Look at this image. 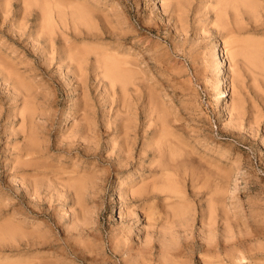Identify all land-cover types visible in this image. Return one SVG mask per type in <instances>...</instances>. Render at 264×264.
Wrapping results in <instances>:
<instances>
[{
  "label": "rangeland",
  "instance_id": "obj_1",
  "mask_svg": "<svg viewBox=\"0 0 264 264\" xmlns=\"http://www.w3.org/2000/svg\"><path fill=\"white\" fill-rule=\"evenodd\" d=\"M27 1L0 0V59L20 73L33 100L31 127L41 152L29 167L15 158L27 133L17 114L23 101L21 95L8 97L11 89L0 79V223L24 234L11 244L0 240V264H264V55L257 70L230 42L249 37L264 43V0H251L259 6L256 12L240 9L237 22L222 0H179V5L164 0L165 7L162 0H76L90 6L93 28L85 32L76 22L73 30L67 15L63 28L54 23L59 27L49 41L51 33L41 29L42 11L53 0ZM236 28L243 30L233 33ZM108 47L134 63L127 68L136 76L125 90L119 83L111 86L93 66L90 51L108 53ZM67 48L69 53L92 48L88 58L87 51H72L84 56L80 70L74 59L64 60L66 66L58 61ZM221 78L230 115L216 101ZM29 102L24 104L30 107ZM80 126L86 135L79 138L74 129ZM163 166L179 181L180 203L186 206L172 194L144 206L119 197L121 189L159 178ZM72 170L97 183L92 189L97 195L83 191L85 207L72 202L71 190L65 192ZM189 172L195 176L191 183ZM177 203L189 207L187 215L170 223ZM140 207H154L162 216L146 218L148 223Z\"/></svg>",
  "mask_w": 264,
  "mask_h": 264
},
{
  "label": "bare ground",
  "instance_id": "obj_2",
  "mask_svg": "<svg viewBox=\"0 0 264 264\" xmlns=\"http://www.w3.org/2000/svg\"><path fill=\"white\" fill-rule=\"evenodd\" d=\"M40 1V0H39ZM42 1V0H41ZM63 1L66 3V2H68L67 4H64L63 3ZM53 0V6H52V8H50V7H45V5L46 4H48V3H43L44 4V8H47V9H45V11L43 10L42 11V18L44 19L42 22V26L44 27H42L41 29L43 30L44 29V31H46V32H52V30H55V29H57L56 27H59V26H56L55 27V24H57V23H59V25L61 24V25H64V23L66 22V20H67V18H65L67 15H68V18H70L71 19V22H72V26H73V30L75 29V27H77L78 28V26H76L75 24H76V22H77V25H81V23L84 25V27L85 28H87L86 30H84L85 32H87V30H91L93 27H92V22L93 21H91L92 19H91V16H92V13H90L89 12V10H91V9H89V7L88 6H86L85 4H87V3H85V4H83V3H80V1H74L73 0V2L70 0V3H69V1L67 0V1H65V0ZM166 1V0H165ZM164 0H162V6L164 5V4H166V3H164L165 2ZM170 1H172V0H170ZM181 1V0H180ZM220 1V0H219ZM27 2H29V0L27 1ZM33 2H35V0L33 1ZM43 2H44V0H43ZM46 2H48V1H46ZM167 2V1H166ZM175 2V3H174ZM174 2H168V3H174V4H176V5H179L180 3H179V0H178V2H177V0H174ZM177 2V3H176ZM184 2V1H183ZM218 2V1H217ZM221 2V1H220ZM219 2V3H220ZM164 3V4H163ZM218 3V4H219ZM225 3V4H224ZM253 3H255V2H251V0L249 1V0H222V5L223 6H225L226 5V7L227 8H231L232 10H233V12H234V19L236 18V16L238 15L237 13H238V11L240 10V9H243L244 11H246L247 13H248V10H249V13H250V11H253V10H255V12H256V10H257V6H258V4H253ZM34 4V3H33ZM36 4V3H35ZM34 4V5H35ZM39 4V3H38ZM221 4H219V6L221 5ZM52 5V4H51ZM168 5V4H167ZM184 5V4H183ZM227 5H229V7L227 6ZM40 6V5H39ZM47 6V5H46ZM48 6H49V4H48ZM62 6V7H61ZM166 6V5H165ZM165 6H163V7H165ZM173 6H175V5H173ZM223 6H220V7H223ZM259 7V6H258ZM43 8V7H42ZM53 11V13L51 12V10ZM249 8V9H248ZM163 9V8H162ZM224 9H225V7H224ZM47 10V11H46ZM50 10V11H49ZM95 10V9H94ZM174 10H175V8H174ZM221 11V10H220ZM44 12V13H43ZM222 12H223V9H222ZM225 12V11H224ZM241 13V12H240ZM252 13H254V11L252 12ZM251 13V14H252ZM176 14V13H175ZM222 14H224V13H222ZM221 14V15H222ZM40 15V14H39ZM38 15V16H39ZM176 16V15H175ZM223 17H224V15H222ZM232 17V16H231ZM41 18V19H42ZM66 19V20H65ZM91 19V20H90ZM103 19V18H102ZM236 19H240L239 17L238 18H236ZM236 19H235V21H236ZM65 20V21H64ZM69 20V19H68ZM104 21V20H103ZM177 21V20H176ZM235 21H233V23H234V25L236 24V22ZM239 22V21H238ZM39 23V22H38ZM55 23V24H54ZM79 23V24H78ZM232 23V24H233ZM240 23V22H239ZM44 24V25H43ZM66 24H68L67 22H66ZM66 24H65V26H66ZM227 24V23H226ZM58 25V24H57ZM61 25H60V27H61ZM82 25V26H83ZM107 25V24H106ZM234 25H233V27H234ZM238 25V24H237ZM237 25H235V27L237 26ZM241 26H243V25H241ZM241 26H239L238 25V27H241ZM107 27V26H106ZM45 28H47L46 30H45ZM53 28H55V29H53ZM61 28H63V26L61 27ZM66 28V27H65ZM80 28V27H79ZM85 28H83V29H85ZM90 28V29H89ZM108 28V27H107ZM243 28V27H242ZM60 29V28H59ZM110 29V28H109ZM240 29V30H239ZM238 29V31H242L241 30V28H239ZM41 30V31H42ZM48 30V31H47ZM234 30V29H233ZM237 30V28L235 29V31L233 32V33H237L238 31H236ZM55 31H57V30H55ZM55 31H53V33H51V34H47L48 35V38H47V35H46V33H44V35H46V37L45 38H43L44 40L47 38V40L48 39H50L49 37H51L53 34H54V32ZM109 31H111V30H109ZM118 32V31H117ZM230 34L229 35H232V33L231 32H229ZM88 34V33H87ZM238 34H240V33H238ZM249 37H247V39H235V38H230L231 39V41H230V39L229 40H227V43H228V48H229V42L228 41H230L231 43H233V45L234 46H236V48H233V46H232V44H231V46H230V48L232 49V50H234V53H236V54H238V55H243V57L246 59V61L248 62V64L250 65V66H252L253 68H256L257 70L258 69H260V67L261 66H263L262 65V58H263V55H264V43H263V41L262 42H260V41H255V40H250V39H248ZM47 40L45 41V42H47ZM49 41V40H48ZM51 41V40H50ZM226 42V41H225ZM224 42V43H225ZM44 43V42H43ZM48 43V42H47ZM224 45V44H223ZM69 46V45H68ZM67 46V47H68ZM226 46V47H227ZM66 46H63L62 48H65ZM69 47H71V46H69ZM118 47V46H117ZM72 48V47H71ZM74 48V47H73ZM109 48V47H108ZM107 48V49H108ZM50 49V48H49ZM66 49V48H65ZM69 48H67V50H68ZM90 50H92V48H89ZM88 49V50H89ZM110 50L112 49V47H110L109 48ZM214 49H217V51H219V49L218 48H216V46L214 47ZM64 50V49H63ZM63 50H61L62 52H63ZM67 50H65L64 51V53H65V55H64V53H62L64 56L63 57H61L60 59L58 58V61H62V62H64V60H68L67 62L69 63V61L70 62H73V59H74V63L75 62H77L78 63V66H79V68H77V70L79 69L80 70V63L82 62V60L84 61L85 59H84V56H86L87 54H89L90 52H92L93 54H95V56H94V60H93V66H94V63H95V65L96 66H94L95 68H96V70L95 71H98V70H100L99 68H101L102 70H101V73H103V75L105 76V78H106V80L107 79H109L108 81H110L111 82V84H109V85H111V86H114V84H118V85H121L122 87L125 85V83H126V81L127 82H130L131 83V78L133 77V76H136V75H134L135 74V71L136 70H133V69H130L129 70V68H131V67H129V68H127L128 67V65H131L133 62L131 61V63H130V60L129 59H131V58H125V57H123V58H121L120 57V55L118 54V52L116 51H113L114 49H112V51H111V53H110V50H108V53H107V51H104V50H102L103 52L101 53V54H99L101 51V49H98L97 50V48L96 49H93L92 51H90V52H88V50L87 49H85V50H81L83 53L85 52V51H87V53L84 55V56H81L82 54H79V53H76L75 51H77L78 49H73V50H75L74 52L76 53V54H74V52H72L71 51V53H69L70 52V50H68V52H66ZM94 50H95V52H94ZM100 51L99 53H96L97 51ZM79 51H80V49H79ZM79 51H77V52H79ZM81 51H80V53H81ZM113 52V53H112ZM115 52V53H114ZM233 52V51H232ZM120 53V52H119ZM72 54V55H71ZM80 55V56H79ZM87 57V56H86ZM88 57H89V55H88ZM87 57V58H88ZM127 57V56H126ZM128 57H130V56H128ZM75 58H77L76 60H75ZM3 59H0V61H2ZM129 60V61H128ZM132 60V59H131ZM3 62V61H2ZM2 62L0 63V77H2V78H0V79H3L2 81H3V85H4V83H6V85L8 84V86L10 87L9 89H11V90H9L10 92H11V94H7L8 95V97H10V98H13V99H16L15 97H17L18 95H21V99H22V101H23V103L21 104V109H19L20 111V113H18L17 112V114H19V115H21L20 116V119H21V121H20V124H21V126H23V124L24 123H26V132L27 133H25V135H23V136H25V137H23V138H25V143H23V145L21 146V147H17V151H18V157H16V155H15V158L18 160V159H20L21 157H22V159H20V161L21 160H23L22 162H20L21 164L22 163H24V164H27V166H28V164L30 163V161H32L31 159H33V157H35L34 155H36V154H38L39 152H41V151H39L38 149H37V146L39 147V145H37L38 144V142L36 141L37 139L35 138L34 139V136L35 135H33L34 134V131H32V127H31V125H33V123L35 122H32V119H33V117L35 116V114H33V113H36V111L34 112V104L32 103L33 102V100L32 101H30V97L28 96V93L26 92L27 91V88L25 89L24 87H23V85H22V83H23V81H21V80H19V78H21V76H19L20 75V73H19V75L18 74H16V72H14V71H17V70H15L14 69V67L12 68V66H11V68H9L7 65H9V64H7V62L6 61H4L3 63H5L6 62V64H2ZM61 62V63H62ZM67 62L65 63L64 62V64H65V66H66V64H67ZM60 63V62H59ZM73 63V64H74ZM76 63V64H77ZM83 63V62H82ZM81 63V64H82ZM263 63H264V61H263ZM71 65H72V63H70ZM75 64V65H76ZM134 64V63H133ZM132 64V68H133V65ZM69 65V64H68ZM71 65H69V66H71ZM10 66V65H9ZM77 66V65H76ZM68 67V66H67ZM94 68V69H95ZM261 68H263V67H261ZM13 69V70H12ZM67 69V68H66ZM76 70V71H77ZM264 70V69H263ZM133 71H134V74H133ZM261 72H263V71H261ZM18 73V72H17ZM77 73H78V71H77ZM97 74H99V73H97ZM249 74V73H248ZM252 74V73H251ZM102 75V76H103ZM101 76V77H102ZM104 76L102 77V78H104ZM239 76V75H238ZM83 77V76H82ZM77 78H79V77H77ZM104 78V79H105ZM251 78V77H250ZM135 79V78H134ZM79 80V79H78ZM133 80V79H132ZM1 81V82H2ZM115 82V83H114ZM2 84V83H1ZM123 84V85H122ZM219 85H220V89L217 91V93H216V101L219 103V105L222 107V109L225 111V113H226V115L228 114V115H230V109H229V106H227V92H226V89H225V87L223 86V81H222V78L219 80ZM26 86V85H25ZM120 86V87H121ZM125 86H127V84L125 85ZM124 86V87H125ZM7 87V86H6ZM119 87V86H118ZM120 87H119V89H120ZM121 87V88H122ZM123 87V88H124ZM32 88V87H31ZM123 88L122 89H120L121 91H124L125 90V88H124V90H123ZM29 89V88H28ZM24 91L26 92V93H24ZM30 91V90H29ZM28 91V92H29ZM9 93V92H8ZM30 93V92H29ZM36 93V92H35ZM130 93V92H129ZM122 94H123V92H122ZM147 94V93H146ZM32 96V95H31ZM20 97V96H19ZM33 97H31V99H32ZM122 98V97H121ZM26 100L29 102H31L32 104H30V107L29 106H27V105H25L24 103H26ZM25 101V102H24ZM29 102V103H30ZM29 103H28V105H29ZM24 104V105H23ZM148 104V103H147ZM20 105V104H19ZM32 105V106H31ZM236 105V104H235ZM239 106H240V104H238ZM20 108V107H19ZM236 108H237V106H236ZM235 108V109H236ZM241 110V109H240ZM18 111V110H17ZM162 111V110H161ZM15 112H16V110H15ZM13 114H14V112H13ZM18 115V116H19ZM34 115V116H33ZM15 117V116H14ZM35 124V123H34ZM161 125H163V124H161ZM25 126V125H24ZM34 126V128H35V125H33ZM76 127V126H75ZM82 127V128H81ZM85 127V126H84ZM86 129V128H85ZM23 129H21V131H22ZM25 130V129H24ZM24 130L22 131V132H24ZM76 130V131H75ZM74 131H75V134L78 136H82L83 137V135H86V131H84V128H83V126H80V128H75L74 129ZM69 132V131H68ZM36 133V132H35ZM71 133V132H70ZM85 133V134H84ZM76 135H75V137H76ZM78 136V137H79ZM73 137V136H72ZM75 137H73V138H75ZM170 137V136H169ZM80 138V137H79ZM82 139V138H81ZM123 140V139H122ZM157 140H159V139H157ZM162 141V140H161ZM158 142H160V141H158ZM167 142V141H166ZM165 142V143H166ZM154 143H156V146H157V142H154ZM161 143V142H160ZM165 143H163V145L165 144ZM123 144V143H122ZM167 144V143H166ZM165 144V145H166ZM68 145H69V143H68ZM70 145H71V143H70ZM159 145V144H158ZM162 146V143L160 144V150H161V148H162V151H163V147H165V146H163V147H161ZM220 146V145H219ZM72 147V146H71ZM171 147V149H172V146H170ZM176 147V146H175ZM124 149V148H123ZM157 149V148H156ZM166 149H167V145H166ZM168 149H169V144H168ZM170 149V150H171ZM174 149V148H173ZM42 150V149H41ZM170 150H169V152H170ZM121 151V150H120ZM156 151H158V150H156ZM168 151V150H167ZM189 151V150H188ZM159 152V151H158ZM157 152V153H158ZM124 153V152H123ZM163 153V152H162ZM162 153H161V151H160V154L162 155ZM166 153H168V152H166ZM191 153V152H190ZM197 153V152H196ZM172 156L175 154H173V150H171V153H170ZM169 153H168V160L170 161V158L172 157H170L169 158V155H170ZM38 155H40V154H38ZM42 155V154H41ZM179 155V154H178ZM175 156H177V155H175ZM23 157H26L25 159H23ZM141 157V156H140ZM37 158V157H36ZM165 158H167V156L165 157ZM173 158L175 159L176 157H174L173 156ZM27 159H28V161H27ZM34 160V159H33ZM176 160V159H175ZM175 160H172L171 159V161H174L175 162ZM19 161V160H18ZM34 161H37V159L36 160H34ZM33 161V162H34ZM42 161V160H41ZM239 161V160H238ZM166 161H164V163H165ZM32 163V162H31ZM30 163V164H31ZM36 163V162H35ZM166 163H168V162H166ZM23 164V166H24V168H25V166L26 165H24ZM161 165V164H160ZM162 165H164V164H162ZM166 165V167H167V164H165ZM175 166H176V164H174ZM26 166V167H27ZM30 166H33V165H30ZM169 166H172V164L171 165H169L168 164V167ZM207 166V165H206ZM29 167V166H28ZM35 168L37 167V166H34ZM166 167H159L160 168V177L158 178L157 176H156V178L154 179V180H150V182H149V184H147V182H145V183H142L141 185H139L137 188L138 189H136L135 188V190H132L131 188V190L129 191H124V190H120V192H118V195H119V197L120 196H122V195H128V198L130 199V200H134V201H137L138 202V204H140V205H143L144 206V203H145V201L147 202H150L149 200H151V201H156V200H158L160 197H159V195L161 194V195H164V194H168V195H171V196H173V197H175V198H177V200H176V202H178V203H180L181 201H182V199H183V197L181 196V192H180V190H179V188H180V186H179V188H177V186H178V184H177V182H179L178 180L176 181V177H175V179H174V177H172L173 175H174V173L172 172H169V169H167ZM178 167V165L175 167V169H178L177 168ZM56 169V168H55ZM173 169V167L170 169V170H172ZM218 169V168H217ZM216 169V172L218 171V172H220L219 171V169L217 170ZM221 169V168H220ZM226 169V168H225ZM225 169H224V171H225ZM62 170V169H61ZM174 170V169H173ZM206 170V169H205ZM222 172H223V168H222V170H221ZM71 172V176L69 177V179H68V177H67V179L69 180H67L69 183H68V185H66L67 187H66V190H65V192L67 191V188H68V190H71L72 191V194L74 195L73 197H72V199H73V201L72 202H74V204H76V205H79V207H82V206H84V205H82L83 203H82V195L84 194L83 193V191L84 190H88V191H91L90 193H91V195L92 196H94V195H97V194H94L95 192H93L92 191V189L93 190H95V187H96V185H97V183L95 184L94 182H93V180L92 179H89L90 177H85V176H83L82 174L80 175V174H78L77 172H75L74 170H72V171H70ZM72 172L74 173L73 175H72ZM117 172V171H116ZM174 172H176L177 173V170H175ZM191 172H193V171H191ZM191 172H189V174L191 173ZM195 172V171H194ZM218 172H217V174H218ZM227 172H228V170H227ZM80 173V172H79ZM118 173V172H117ZM205 173V172H204ZM215 173V172H214ZM230 173V172H229ZM228 173V174H229ZM36 174V173H35ZM41 174V173H40ZM69 174V173H68ZM158 174H159V172H158ZM172 174V175H171ZM217 174H216V176H217ZM221 174H225V175H221ZM42 175V174H41ZM176 175V174H175ZM220 175H221V177H224L225 178V180L226 179H229V178H226V175H227V173H221L220 172ZM97 176V175H96ZM206 176V175H205ZM211 176H213V175H211ZM99 177V176H98ZM190 177V183L191 182H193L194 180H195V176H194V173H191V175L189 176ZM196 177H197V174H196ZM210 177V175L208 176V177H206L205 178V180L207 179V178H209ZM214 177V176H213ZM227 177H229V175L227 176ZM158 178V179H157ZM21 179V178H20ZM94 179V178H93ZM126 179V178H125ZM40 180V179H39ZM90 180H92V182L93 183H91V181ZM128 179H126V181H127ZM148 180V181H149ZM205 180H204V182H205ZM120 181V180H119ZM124 181V180H123ZM123 181L121 180L120 182H119V184L118 185H120V186H122L121 184L123 183ZM130 181V180H129ZM188 181H189V179H188ZM207 181V180H206ZM209 181H210V179H209ZM34 182V181H33ZM61 182V181H60ZM143 182V181H142ZM227 182H228V180H227ZM227 182H226V184H227ZM31 183H32V181H31ZM61 183H63V182H61ZM207 183V182H206ZM210 183H212V180H211V182ZM213 183H214V180H213ZM212 183V184H213ZM101 184V183H100ZM124 184V183H123ZM193 184V183H192ZM191 184V185H192ZM216 184H217V182H216ZM132 185V184H131ZM135 185V184H134ZM177 185V186H176ZM210 185V184H209ZM48 186H49V184H48ZM99 186V185H98ZM119 186V187H120ZM193 186V185H192ZM192 186H190L191 188H192ZM214 186V185H213ZM212 186V187H213ZM216 186V185H215ZM215 186H214V188H215ZM217 186H219V185H217ZM217 186H216V188H217ZM224 186V188H221V186L219 187V188H221V189H225L226 188V186H225V184L223 185ZM34 187H36V185L34 186ZM128 187V186H127ZM131 187V186H130ZM194 187V186H193ZM196 187H197V185H196ZM126 188V187H125ZM129 188V187H128ZM127 188V189H128ZM216 188L215 189H212V190H214L213 192H215V190H216ZM126 189V190H127ZM209 189H210V186H209ZM194 190H195V187H194ZM193 190V191H194ZM211 190V191H212ZM220 189H218V190H216V191H219ZM68 192V191H67ZM66 192V193H67ZM84 192H86V191H84ZM69 193V192H68ZM96 193H97V191H96ZM164 193V194H163ZM183 193V192H182ZM216 193V192H215ZM219 193H220V191H219ZM70 195H71V193H69ZM214 194V193H213ZM217 194H218V192H217ZM69 195V196H70ZM168 195H164V196H168ZM124 196V197H125ZM184 196V195H183ZM216 196V195H215ZM97 197V196H96ZM185 197V196H184ZM91 198V197H90ZM93 199H94V197H92ZM91 198V199H92ZM122 198H123V196H122ZM167 198V197H166ZM172 198V197H171ZM171 198H169V200H171ZM71 199V198H70ZM163 199V198H162ZM165 199V198H164ZM186 199V198H185ZM125 200V199H124ZM128 200V199H127ZM168 200V199H167ZM85 201V200H84ZM129 201V200H128ZM163 202V201H162ZM173 202V201H172ZM183 202H184V200H183ZM187 202V201H186ZM186 202H184V204H182V203H180L182 206L184 205V206H186L185 204H186ZM82 203V204H81ZM156 203V202H155ZM155 203L153 202V204H154V206H156L155 205ZM164 203V202H163ZM175 203V202H174ZM177 203V204H178ZM214 203V202H213ZM136 204V203H135ZM134 204V205H135ZM153 204L151 203L150 204V207L151 206H153ZM177 204L175 205V206H177ZM208 204H210V203H208ZM181 205H179L178 204V206L179 207H175V208H171L170 210H172L171 211V213H170V219H171V222L170 223H172V222H174L173 220L176 218V220H177V218H181L182 220H184L183 218V215L185 214V212H186V214L184 215V216H186L187 215V210H188V205H187V207L188 208H185V207H181ZM212 205H214V204H212ZM211 205V206H212ZM138 206V205H137ZM208 206H210V205H208ZM76 207V206H75ZM79 207L77 206V209H79ZM85 207V206H84ZM139 207V206H138ZM150 207H148V208H150ZM174 207V206H173ZM72 208H74V207H72ZM141 208V207H140ZM145 208H147V207H145ZM154 208V207H153ZM152 208V209H153ZM156 208V207H155ZM82 209V208H81ZM84 209V208H83ZM142 209V208H141ZM152 209L150 210H146V209H142V216H143V218L146 220V218H147V220H149V221H151L150 219H153V218H155V219H157V220H159V217L160 216H162V215H160V214H157V213H153L152 212ZM85 210V209H84ZM186 210V211H185ZM156 211V210H155ZM161 211V210H160ZM167 211V210H166ZM166 211H164V212H166ZM78 213L80 212V209H79V211H77ZM82 212V211H81ZM81 212H80V215H81ZM169 212V211H168ZM168 212H167V214H168ZM160 213V212H159ZM163 213V212H162ZM161 213V214H162ZM189 213V212H188ZM75 214V213H74ZM165 214V213H164ZM163 214V215H164ZM166 214V216H168ZM200 214V213H199ZM127 215H130V213H128ZM126 215V216H127ZM157 215V216H156ZM212 215V213H210L208 216H211ZM82 216H83V213H82ZM165 216V215H164ZM73 217H74V215H73ZM77 217V216H76ZM85 217V216H84ZM121 217V216H120ZM183 217V218H182ZM188 217V216H187ZM79 218V217H78ZM78 218H77V221H78ZM82 218V217H81ZM122 218V217H121ZM125 218H127V217H125ZM132 218V217H131ZM211 218V217H210ZM72 219H74V218H72ZM168 219L169 218H167V220H165V221H167L168 222ZM178 219V220H179ZM208 219V218H207ZM76 220V219H75ZM124 220V219H123ZM122 220V221H123ZM146 220V221H147ZM181 220V221H182ZM189 220V219H188ZM2 221V220H1ZM8 221V220H7ZM74 221V220H73ZM180 221V222H181ZM190 221V220H189ZM148 222V221H147ZM153 222H155V221H153ZM183 222V221H182ZM181 222V223H182ZM222 222V221H221ZM232 222V221H231ZM149 223V222H148ZM179 223V222H178ZM187 223V222H186ZM214 223V222H213ZM152 224V223H151ZM175 224V223H174ZM85 225V224H84ZM169 226H170V224H169ZM171 226H172V224H171ZM180 226V225H179ZM186 226V225H185ZM184 226V229L186 230L187 229V227H185ZM123 227V226H122ZM172 228V227H171ZM178 228V227H177ZM205 228V227H204ZM210 228V227H209ZM124 229V228H123ZM161 229V228H160ZM183 230V229H182ZM158 231H160V230H158ZM123 232V231H122ZM125 232V231H124ZM124 232H123V234H124ZM155 232V231H154ZM167 232V231H166ZM165 231L163 232L162 230H161V233H166ZM209 232H211L210 231V229H209ZM243 232V231H242ZM35 233V231H32L31 232V234H29L30 235V237L32 238L31 240H34L35 239V241L37 240V239H39V237H37V236H35V237H33L32 235ZM126 233V232H125ZM158 233V232H157ZM161 233H159L160 235H161ZM208 233V232H207ZM228 233V232H227ZM40 234V233H39ZM121 235V234H120ZM163 235V234H162ZM118 236V235H117ZM22 237H24V234L21 232V229L18 227V226H15V225H12V224H3V222L2 223H0V240H2V241H5V243L6 242H9L10 244H11V242H13L14 240H16V238L18 239L19 238V240L20 239H23ZM30 237H25V238H30ZM114 237V236H113ZM124 237V236H123ZM116 238V237H115ZM119 237H117V239H118ZM162 239V238H161ZM222 239V238H221ZM30 240V241H31ZM122 240V239H121ZM29 241V240H28ZM29 241V242H30ZM124 241V240H123ZM116 242V241H115ZM173 242V241H172ZM113 243H114V240H113ZM161 243V242H160ZM159 243V244H160ZM166 243V242H165ZM164 243V244H165ZM170 243H171V241H170ZM232 243V242H231ZM115 244V243H114ZM117 244H119V243H117ZM144 244V243H143ZM168 245H169V243H167ZM173 245V247H174V249H176L175 248V242L174 243H172L171 244V246ZM124 246V245H123ZM144 246V245H143ZM146 246V245H145ZM160 246H162V245H160ZM159 246V247H160ZM170 247V246H169ZM116 248V247H115ZM123 248V247H122ZM162 248V247H161ZM166 248V247H165ZM119 249V248H118ZM121 249V248H120ZM173 249V248H172ZM208 249V248H207ZM116 250V249H115ZM165 250V249H164ZM167 250V249H166ZM204 250V249H203ZM262 250V249H261ZM117 251V250H116ZM131 251V250H130ZM168 251V250H167ZM127 252V251H126ZM142 252H144V251H142ZM172 252V251H171ZM176 252V251H175ZM174 252V253H175ZM131 253V252H130ZM138 253H139V251H138ZM168 253V252H167ZM125 254H128V253H125ZM137 254V253H136ZM161 254V253H160ZM177 254V253H176ZM130 255V254H129ZM134 255V254H133ZM141 256V255H140ZM163 256H165L164 254H163ZM167 257V256H166ZM143 258V257H142ZM146 258V257H145ZM161 258V257H160ZM202 259V258H201ZM142 260V259H141ZM140 260V261H141ZM170 260H171V257H170ZM146 261V260H145ZM169 261V260H168ZM259 261V260H258ZM98 262V261H97ZM131 262V261H130ZM164 262H166V261H164ZM171 262V261H170ZM24 263V262H23ZM143 263V262H142ZM142 263H140V264H142ZM253 263H255V262H253ZM260 263V262H259ZM2 264H4V263H2ZM12 264V263H11ZM136 264V263H135ZM145 264V263H144ZM159 264V263H158ZM165 264H167V263H165ZM168 264H169V262H168Z\"/></svg>",
  "mask_w": 264,
  "mask_h": 264
}]
</instances>
